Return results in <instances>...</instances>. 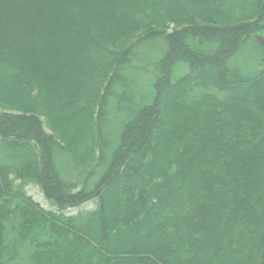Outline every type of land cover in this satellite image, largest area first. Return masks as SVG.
I'll list each match as a JSON object with an SVG mask.
<instances>
[{
    "label": "trees",
    "instance_id": "16d2710c",
    "mask_svg": "<svg viewBox=\"0 0 264 264\" xmlns=\"http://www.w3.org/2000/svg\"><path fill=\"white\" fill-rule=\"evenodd\" d=\"M261 20L264 0H0V264H264V63L226 66ZM167 23L185 27L166 36L152 105L109 174L73 192L37 116L90 170L93 107L125 57L109 48ZM188 36L219 47L199 54ZM177 59L189 72L171 82Z\"/></svg>",
    "mask_w": 264,
    "mask_h": 264
},
{
    "label": "rangeland",
    "instance_id": "374dc122",
    "mask_svg": "<svg viewBox=\"0 0 264 264\" xmlns=\"http://www.w3.org/2000/svg\"><path fill=\"white\" fill-rule=\"evenodd\" d=\"M34 1V0H33ZM36 1V0H35ZM257 29L248 34L246 41L237 45L235 52L227 57L226 66L239 73H249L261 68L264 62V20L256 23ZM185 26H176L167 23L158 31L150 27L143 33L136 34L129 39L122 40L110 51L120 55L125 54L120 67L113 73L108 88L100 102L93 107L98 134L100 136L97 149V159L92 163L91 169L76 170L72 155L63 149V144L48 125L45 117L38 115L43 133L48 136L46 142L51 150L49 160L53 169L58 173L60 180L72 185V191L82 187L92 189L104 174H109L113 160L119 153L125 127L141 112L142 109L152 105L157 95V81L161 77V61L168 52L167 34L178 31ZM188 47L202 55H213L219 47L215 38H197L188 36ZM199 57H202L199 55ZM189 72V64L183 60H176L171 68L170 80L175 82ZM199 90V89H198ZM202 90V89H200ZM103 91V90H102ZM3 109L0 108V114ZM41 160H48V156H41V146L34 144ZM1 157H5L1 154ZM68 186V185H67ZM24 190L35 201L46 209L56 210L55 202L45 198L42 189L34 184L25 185ZM94 202H86L78 209L92 208ZM77 208H68L65 212H75Z\"/></svg>",
    "mask_w": 264,
    "mask_h": 264
}]
</instances>
